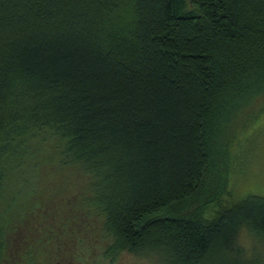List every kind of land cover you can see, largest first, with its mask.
Masks as SVG:
<instances>
[{
  "label": "trees",
  "instance_id": "16d2710c",
  "mask_svg": "<svg viewBox=\"0 0 264 264\" xmlns=\"http://www.w3.org/2000/svg\"><path fill=\"white\" fill-rule=\"evenodd\" d=\"M261 111L264 0H0V264H264Z\"/></svg>",
  "mask_w": 264,
  "mask_h": 264
},
{
  "label": "rangeland",
  "instance_id": "374dc122",
  "mask_svg": "<svg viewBox=\"0 0 264 264\" xmlns=\"http://www.w3.org/2000/svg\"><path fill=\"white\" fill-rule=\"evenodd\" d=\"M230 189L234 200H244L250 195L264 197V113L250 117L247 125L240 128L231 144L229 160ZM246 229L241 232L239 244L249 252L254 242ZM264 246L259 245L258 255L264 254ZM126 264H159L150 259L124 255Z\"/></svg>",
  "mask_w": 264,
  "mask_h": 264
}]
</instances>
